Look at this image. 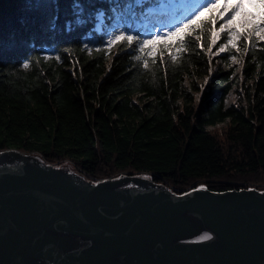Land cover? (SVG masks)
I'll use <instances>...</instances> for the list:
<instances>
[{"label":"trees","instance_id":"trees-1","mask_svg":"<svg viewBox=\"0 0 264 264\" xmlns=\"http://www.w3.org/2000/svg\"><path fill=\"white\" fill-rule=\"evenodd\" d=\"M192 2L0 0V149L95 180L142 174L178 191L264 190V41L240 37L219 52V19L189 30L174 60L164 39L151 56L108 44L120 31L166 38L205 0ZM221 123L222 133L210 128Z\"/></svg>","mask_w":264,"mask_h":264},{"label":"water","instance_id":"water-1","mask_svg":"<svg viewBox=\"0 0 264 264\" xmlns=\"http://www.w3.org/2000/svg\"><path fill=\"white\" fill-rule=\"evenodd\" d=\"M0 264H264V190L95 180L0 149Z\"/></svg>","mask_w":264,"mask_h":264},{"label":"snow or ice","instance_id":"snow-or-ice-1","mask_svg":"<svg viewBox=\"0 0 264 264\" xmlns=\"http://www.w3.org/2000/svg\"><path fill=\"white\" fill-rule=\"evenodd\" d=\"M246 7L255 9V11H245ZM217 9H220L219 15L211 17L206 16V14L212 13ZM225 14H227L226 19H224ZM219 19L224 20L220 25V31L224 32L225 29H227V43L220 46L219 52H223L229 47H236L237 38L240 37H242L246 43L254 42L255 37H259V40L264 41V0H235V3H233V0H205L191 16L180 22L173 31H170L166 38L154 36L148 40H141L138 36L129 35L124 31H120L110 37L108 44L112 46L118 41L128 46L136 44L138 45L136 51L151 56L152 52L155 50L156 43L164 39L165 42L161 45L162 51L166 50L168 47H173L177 50L171 56V59L174 60L177 52L183 50L185 37L188 35L189 30L200 28L201 24H213ZM210 34L212 36V44H215L218 33L210 32ZM172 37L176 38V43L168 44L167 40ZM150 44L153 45V47H148ZM85 47H87V45ZM57 59H59V57H57ZM136 59L140 60L141 57L136 56ZM143 63L144 67L147 68L148 60L146 58ZM24 67L28 68L29 65L25 63ZM202 238L205 240L211 239V237L207 235Z\"/></svg>","mask_w":264,"mask_h":264},{"label":"rangeland","instance_id":"rangeland-1","mask_svg":"<svg viewBox=\"0 0 264 264\" xmlns=\"http://www.w3.org/2000/svg\"><path fill=\"white\" fill-rule=\"evenodd\" d=\"M233 3H235V0H233ZM220 10V9H219ZM245 11H253V9H251V8H247L246 7V9H245ZM227 18V14H225V17H224V19H226ZM224 21V20H223ZM203 81H200V83H202ZM234 97H233V95L231 96V99H233ZM210 128H215V130L216 131H218V132H220V133H222L223 132V130L225 129V123L223 124V123H221V124H218L217 126H215V127H210ZM65 164H68V165H70V166H72L70 163H65ZM262 190V189H261Z\"/></svg>","mask_w":264,"mask_h":264}]
</instances>
